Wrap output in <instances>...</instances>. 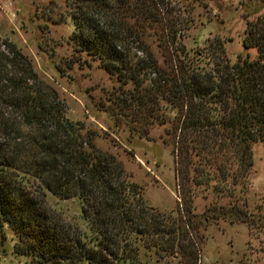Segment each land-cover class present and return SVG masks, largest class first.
Returning a JSON list of instances; mask_svg holds the SVG:
<instances>
[{"label": "trees", "instance_id": "1", "mask_svg": "<svg viewBox=\"0 0 264 264\" xmlns=\"http://www.w3.org/2000/svg\"><path fill=\"white\" fill-rule=\"evenodd\" d=\"M65 1L72 50L117 83L100 104L113 125L130 137L168 124L179 193L189 163L193 179L206 164L217 180L242 182L250 145L264 139V18L242 29L240 45L255 56L230 61L218 38L187 54L181 24L166 18L161 0ZM152 36L160 61L147 42ZM97 136L68 120L26 55L0 39V234L4 226L10 231L12 251L27 264H138L140 251L157 258L178 252L183 264H194L187 228L195 222L185 199L173 216L145 206L117 156L95 145ZM45 190L76 198L85 231L48 211Z\"/></svg>", "mask_w": 264, "mask_h": 264}, {"label": "rangeland", "instance_id": "2", "mask_svg": "<svg viewBox=\"0 0 264 264\" xmlns=\"http://www.w3.org/2000/svg\"><path fill=\"white\" fill-rule=\"evenodd\" d=\"M161 1L166 18L181 24L178 41L187 54L218 38L230 61L244 52L249 59L255 56L253 47H241L240 38L245 22L264 18V0ZM68 12L65 0H0V39L9 40L26 55L37 76L63 102L68 120L97 131L95 145L117 156L129 180L139 186L145 206L173 216L185 199L195 222L187 228L188 247L193 245L196 251L194 264H264V139L250 145L251 164L242 182L219 181L206 164L202 165L205 173L193 179L194 164L189 163V180L179 193L170 137L165 133L168 124L154 123L145 136L130 137L121 123L113 125L100 104L117 83L95 59L72 50ZM148 40L160 61L155 37ZM43 195L54 217L85 231L75 197L59 198L46 190ZM235 210L244 214L243 219ZM204 214L209 219L201 222ZM12 242L4 226L0 264H27L25 255L12 251ZM183 260L178 252L158 258L141 251L137 255L138 264H183Z\"/></svg>", "mask_w": 264, "mask_h": 264}]
</instances>
